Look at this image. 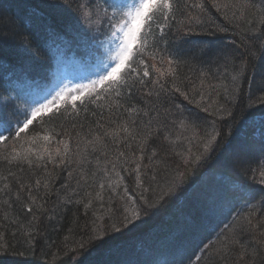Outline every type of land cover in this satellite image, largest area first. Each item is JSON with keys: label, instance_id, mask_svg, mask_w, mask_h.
<instances>
[{"label": "trees", "instance_id": "trees-1", "mask_svg": "<svg viewBox=\"0 0 264 264\" xmlns=\"http://www.w3.org/2000/svg\"><path fill=\"white\" fill-rule=\"evenodd\" d=\"M85 4L92 5L91 21L78 15L77 8ZM108 5L109 0H0V113L11 125L19 127L31 111L17 86L26 80L37 81L33 84L39 87L49 82L59 49L80 57L87 25L102 31L100 24L108 23L99 18L109 17ZM167 24L163 37L157 32L152 49L157 59H148L151 52L144 57L156 69L145 78L146 87L137 84L130 98L108 94L88 103L85 97L86 111L77 101L75 110L66 105L59 108L61 114L54 111L35 120L25 132L27 139L49 136L51 144L45 151L43 146L34 150L38 154L24 148L22 159H10L13 151L5 148L18 138L12 134L0 144V245L24 253L9 255L8 261L264 264V185L257 182L264 169V104L257 100L264 96V0H174ZM173 56L176 63L170 68L167 61ZM42 86L44 90L47 85ZM117 100L120 108L115 107ZM129 105L137 111H126ZM53 114L56 119L50 120ZM126 121L139 141L150 133L143 143L139 180L137 173L121 167L124 157L118 159L120 151L139 156L137 141L125 148L119 139L112 143L111 137H104L106 146L95 151L86 143ZM189 132L199 135L198 141L179 156ZM213 133L219 134L218 146L206 153L204 146ZM202 154L204 159L195 163L193 158ZM62 158L64 163L59 162ZM187 160L193 163L186 169L181 192L157 200L159 191L185 171ZM117 172L126 179V188L112 183L119 179ZM36 180L41 182L38 188ZM246 185L256 190L255 199L231 197L211 218L205 217L195 194L210 189L244 193ZM29 195L36 197L32 213L25 208L31 205ZM142 196L152 197L157 206L114 231L125 216L131 219L141 210ZM39 205L43 207L37 210ZM26 230L35 236L31 252H26ZM97 233L102 239L94 238Z\"/></svg>", "mask_w": 264, "mask_h": 264}, {"label": "snow or ice", "instance_id": "snow-or-ice-1", "mask_svg": "<svg viewBox=\"0 0 264 264\" xmlns=\"http://www.w3.org/2000/svg\"><path fill=\"white\" fill-rule=\"evenodd\" d=\"M195 6V5H194ZM203 7V5H200ZM101 12H105V10L101 9ZM77 12L80 18L83 20L91 21L93 19L92 5L85 4L81 5L77 8ZM174 14V0H138V3L132 7L130 10L122 14L121 20H115V14H113V18L105 21L109 25V33L113 37L115 41H117L116 54L114 59V63L110 65H106V71L97 79L92 82L90 86L86 89L72 90L76 92L75 95L70 97L71 104L73 110L76 109V101H80L81 111H86L83 107L85 104V97H89L88 103H94L97 100L104 98L108 94H112L116 98H122L124 96L131 97L133 89L137 84L147 86L145 78H150V70L156 71L154 64H149L145 61L144 57L147 53L151 52V55L148 56L150 60H156L155 52H152V49L156 47L157 40V32L160 37L164 35V29L168 26L167 22L172 18ZM106 15V12H105ZM4 16L0 14V22H3ZM151 40V47L149 45V41ZM178 55V53H177ZM264 55V53H262ZM161 63H164L163 58H161ZM167 63L171 68L172 64L176 63L175 56L170 58ZM243 71V69H241ZM237 76H233V80L238 78ZM131 81V83H130ZM159 83V80L156 81ZM177 92H180L179 88L175 89ZM92 93H94V98L92 97ZM181 95L184 96L185 99H189L188 94L184 92H180ZM148 95H151L149 92ZM65 92L61 91L56 94V102L64 101ZM259 104H264V96H260L257 98ZM191 102V100H189ZM199 106V105H198ZM55 107V103L53 100H49L47 103H41L39 107L32 110V117L34 118L37 113L44 112H52ZM99 107V105H98ZM116 108H120L121 104L119 100H117L115 104ZM67 111V109H65ZM204 111H208V108L205 107ZM113 109L109 106V112H112ZM131 113H135L137 110L129 105L128 109ZM57 114L59 113V109L56 110ZM56 114H53L50 120H55ZM32 119H28L27 116L25 120L19 127H15L11 125L3 116V113H0V143H3L9 138L8 134H12L16 137H19L21 132H24L29 125L32 124ZM134 124V121L132 122ZM123 132L124 136L121 137L120 133ZM150 133L145 134V141H139L137 139V134L135 133L133 127L129 122H124L117 124L116 128L112 131L105 130L103 134H97L92 139L88 140L87 145H91L93 151L96 150L97 146L104 147V137H111L112 143H115L117 139L124 145L125 148L132 147V141H137L136 150L140 153L139 156H136V153L133 152L131 157L126 156L124 151H120L118 154L119 157H124V160L121 164V167H124L125 171H131L137 173V180H139V173L141 163L144 159V147L143 143L146 142V137ZM218 133H213L210 135L208 139V143L204 146V152H211L215 146H218ZM45 140L50 139L49 136L44 137ZM65 151L64 155L67 156L69 148L68 144L65 143ZM87 150V149H85ZM261 152L264 154V144L261 145ZM57 155H60L59 150H57ZM155 155V153H153ZM42 158V157H41ZM264 158V156H262ZM204 159L203 154L200 157L193 158L195 163L199 164ZM193 160H187L185 162V171L178 172L175 177H173L169 182L168 186L159 191L156 196V199L159 200L160 197H164L165 200L169 197L176 195L178 192H181L185 184V177L187 175L186 169L191 166ZM31 163V161H28ZM60 163H64V159L62 158ZM259 163V161L257 162ZM133 164L135 167L128 168L126 165ZM113 171H115V165L113 166ZM261 179L257 181L258 183L264 185V169L260 170ZM116 176L119 178L117 180H112L113 184H118L123 177H120V174L117 172ZM40 181L36 180L35 185L37 188L40 186ZM142 185L143 182L141 181ZM43 187L47 189L49 184L44 183ZM99 188L101 190L104 189V184L100 183ZM246 191L244 193H240L239 191H219V190H207L204 192H200L197 195V198L201 202L202 211L205 217L211 218L215 213L221 210L224 205L228 202L229 198L235 197L237 195H244L250 197L251 199L256 198V190L250 188L249 186H245ZM126 190V189H125ZM261 192L264 193V189H261ZM165 193L167 195H165ZM186 194V193H181ZM38 195V193H37ZM100 193H97L99 196ZM17 199H19V193L17 194ZM29 199L31 200V205L26 203L25 208L29 213L33 212L32 205L36 204V197L29 195ZM143 204L141 205V210L134 211L133 217L130 219L125 216V218L121 221L119 227H115L114 231H122L124 227L130 225V223L134 221H139L142 219V211L155 207L157 205L154 204L152 197H143ZM261 204L264 206V195H261ZM164 201L161 200V204ZM43 205L37 206V210L42 208ZM141 225L137 224L136 227L139 228ZM131 230V229H130ZM27 231V240L26 243L29 244V248L26 249V252H31L33 247L32 241L35 239L34 234L31 231ZM95 239H102L99 233L94 237ZM93 237H89V240H92ZM23 255L24 253L20 252L18 249H14L11 245H0V264H21V262H11L6 258L9 255ZM243 258V255L241 256ZM182 264V262H181Z\"/></svg>", "mask_w": 264, "mask_h": 264}, {"label": "rangeland", "instance_id": "rangeland-1", "mask_svg": "<svg viewBox=\"0 0 264 264\" xmlns=\"http://www.w3.org/2000/svg\"><path fill=\"white\" fill-rule=\"evenodd\" d=\"M137 3L138 0H109V5L106 7L109 17L106 18L100 16L99 21H104L105 19L110 20L113 18V14H115V20H121L122 14L130 10ZM91 25L88 24L87 29L83 27L86 33H84L83 36L85 40L81 45L83 54L80 57H74L71 54L68 55V53H66L64 49H59L60 54L57 57L56 68H54V75L49 80V82H40L39 87L38 85H35L37 84V81L28 82L26 80L23 84L17 86L21 90L20 93L21 95H23V99L26 100L25 104H28L30 106L31 111L29 119H32L33 122L35 120H38L42 116L56 111L61 107L71 105L70 97L76 94V92L72 90L86 89L92 84L94 80H97L106 71V65L114 63L113 58L116 54V47L118 42L115 41L110 35L109 25L107 24L106 27H104V25L100 24L99 28L102 29V31L100 32L96 31L97 28L90 27ZM43 84L47 85L44 90L42 86ZM61 91L65 92V99L64 101L56 102V94ZM49 100H53V102L55 103L53 111L50 113H37V115L33 118L31 115L32 110L39 107L41 103H47ZM27 130L28 128L24 132H22L15 141H12L11 145L5 148V151H13L11 153L12 155L10 154V159H12L13 157H15L13 159H22L24 155L22 153L24 148H26L27 152L32 150L33 152L38 154L40 152L34 150H38L43 146V150L45 151V149H49L51 147L50 141L43 139H27L25 134ZM190 133L191 132L187 134V136L181 142V146L178 148L179 156L183 154L185 155L186 153L191 151L193 143L195 141H198L199 135ZM195 147L196 145L194 146V148ZM24 158H26V156H24ZM125 181L126 179H122L117 185L122 186L121 188H124L126 186ZM128 203L134 205V203H132V201L130 200L128 201Z\"/></svg>", "mask_w": 264, "mask_h": 264}]
</instances>
